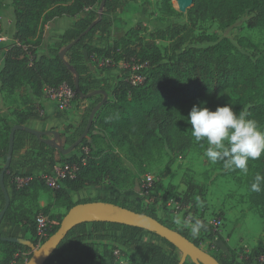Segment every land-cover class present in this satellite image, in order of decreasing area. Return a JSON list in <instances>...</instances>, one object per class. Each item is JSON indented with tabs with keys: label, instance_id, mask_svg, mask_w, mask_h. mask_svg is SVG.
<instances>
[{
	"label": "trees",
	"instance_id": "1",
	"mask_svg": "<svg viewBox=\"0 0 264 264\" xmlns=\"http://www.w3.org/2000/svg\"><path fill=\"white\" fill-rule=\"evenodd\" d=\"M125 1L106 0L101 15L99 10L103 0H11L8 35L20 45L0 43V90L10 94L29 87L33 108L19 115L16 121L8 122L0 161L5 165L12 128L26 125L28 119L40 116L41 108L33 98L41 99L46 89L62 84H67L75 92V100L82 104L91 102V106L85 105L77 126L68 124L61 131L66 148L77 142L85 131L92 110L103 101V97L97 95L82 99L75 90L73 70L79 75L82 94L105 90L109 99L95 114L88 136L69 154H62L25 131L16 133L12 164L5 174L11 204L0 225V246L9 252L2 264H11L16 252L28 250L25 246L2 240L10 237L8 227L11 224L27 225L25 212L12 213L16 191L25 187L37 191L50 189L40 176L25 174L23 170L31 169L37 173L51 170L56 164L76 165L74 178L62 181L59 189H51L54 200H63L69 211L77 204L89 202H77L73 198L86 188H97L106 183L116 189L129 183L134 187L135 180L130 181L133 176L130 165L143 170L146 159L156 151L174 149L188 140L191 125L187 118L193 106L215 111L230 104L237 113L241 109L246 110L248 118L258 121L264 129V55L259 53L258 45L247 38L234 41L227 35L198 36L192 27L199 20L209 19L218 21L221 29L226 31L244 18L251 28L264 27V0H193L187 11L191 26L168 20L149 29L139 21L122 36L113 39L112 28L118 22ZM172 1L162 0L161 3L168 18L178 14ZM100 16L101 21L66 52L64 60L61 59V51L76 41ZM64 17L80 18L61 35L59 42L50 44V28ZM0 30L3 32L1 27ZM204 43L206 46H201ZM23 46H29L30 53L24 51ZM98 58L111 59L112 65L107 71L117 68L120 63L125 67L117 79L99 80L90 65ZM142 65L148 67L147 78L142 84L133 85L128 77L134 67ZM85 147L88 153L83 151ZM122 156L126 157L127 163ZM248 167L245 176L250 200L264 219V184L260 192H253L250 188L257 173L264 175V156L250 160ZM231 173L243 174L239 170ZM17 176L29 178V182L19 187L15 182ZM40 181L42 186L37 185ZM0 201L3 208L1 187ZM103 201L146 214L168 226V222L157 215V198L140 209ZM48 206L40 209L47 211ZM54 232L51 226L49 236ZM179 233L190 239L183 232ZM215 234L206 225L193 242L199 247L202 240L212 239ZM33 236L31 241L37 245L36 219ZM157 240L166 244L169 250ZM111 241L112 248L123 249L135 264L142 263L134 254L144 264H180L178 250L166 240L143 229L111 223L82 224L74 228L46 264L56 263L65 255L88 245L107 247ZM111 249L107 255L113 261ZM90 256L97 258L96 255ZM214 258L220 264H226L220 258ZM184 264L194 263L187 259Z\"/></svg>",
	"mask_w": 264,
	"mask_h": 264
},
{
	"label": "rangeland",
	"instance_id": "2",
	"mask_svg": "<svg viewBox=\"0 0 264 264\" xmlns=\"http://www.w3.org/2000/svg\"><path fill=\"white\" fill-rule=\"evenodd\" d=\"M172 2L178 14L175 17L168 18L162 10V0H126L119 12L118 22L113 25L112 38H119L129 27L139 21L144 22L149 29H152L158 23L164 24L168 20L191 26L187 17L189 8L186 11H181L177 0ZM10 4L11 0H0V27L6 34L9 33L11 24ZM192 27L195 35L198 36L203 34L227 35L234 41L247 38L257 44L259 53L264 55V27H249L247 18L242 19L226 31L221 29L218 21L209 19L199 20L196 24H192ZM53 28L51 27L49 32L54 30ZM162 45L167 44L163 43ZM201 46H206V43L201 44ZM90 65L93 67L94 74L98 76H101L103 72H107L108 69L102 67V59L99 58L95 59ZM123 66L125 67V64ZM143 70L146 71L148 68L144 67ZM119 75L114 79H117ZM31 96L32 93L29 87H23L10 94L0 90V152L6 137V129L9 126L8 122L16 121L19 115H24L27 110L33 108V104L30 102ZM85 103L82 104L74 100L73 105L76 104L77 107L91 106L90 101ZM187 138L188 140L174 149L164 148L156 151L146 159L143 170L137 166L130 165L129 167L127 165L133 175L130 181L135 180V186L133 187L129 183L126 186L117 187L119 190L114 188L112 192H117L116 198L107 199V201L117 202L127 207L142 208L144 199L140 195L141 185L144 177L151 174L154 177L153 198H157L159 202L156 210L161 220H165L163 213L165 210H162V208L165 207L168 199L177 198L184 205L190 206L193 210V217L201 219L205 225L215 219H219L221 222L218 229L214 231L216 233L214 238H206L200 242L199 247L203 251L213 257L220 258L226 264H264L260 261L264 256V219L250 200L246 176L244 174H232L230 170L224 169L222 163L211 164L204 156L207 144L204 143V146L201 147L195 142L192 135H188ZM56 158L59 159L58 154H56ZM122 158L126 162V157L122 156ZM4 166V162L1 160L0 168ZM37 185L42 186V182L40 181ZM94 189L86 188L85 190L92 191ZM38 191L26 187L17 190L12 207V213L25 212L24 214L28 219L26 224L29 228L26 230L25 235L21 237L30 241L34 239V224L38 216L48 215L52 221V230L56 231L68 212L63 200H54L51 188L41 191L45 195L44 197H48L49 205L47 211L41 210L37 206ZM9 194L11 196L10 191ZM196 197L204 202V207L198 208L196 206ZM103 199L98 194L92 195L89 199L75 198L77 202H96ZM2 209V202L0 201V212ZM193 239L190 236V240L193 241ZM157 242L169 250L166 244L160 240H157ZM98 246L101 248V245ZM30 253V249L21 253L16 252L11 264H24L28 261ZM178 255L181 257L179 251ZM8 256L9 252L0 246V264Z\"/></svg>",
	"mask_w": 264,
	"mask_h": 264
},
{
	"label": "water",
	"instance_id": "3",
	"mask_svg": "<svg viewBox=\"0 0 264 264\" xmlns=\"http://www.w3.org/2000/svg\"><path fill=\"white\" fill-rule=\"evenodd\" d=\"M177 1L180 10L186 11L187 8L191 7L193 0ZM105 3L106 0H103L99 10L101 15L104 11ZM101 18L102 17L100 16L76 41L65 47L60 53V58L64 60L66 52L78 43L82 37L87 35L101 21ZM73 72L75 74V90L82 99L102 95L103 101L92 110L84 133L75 144L68 148L65 147L63 137L58 131H39L26 125H15L12 128L9 139V152L7 160L0 174V187L4 195V207L0 212V225L11 204L10 194L5 184V174L9 171L12 164L16 133L18 131H25L36 136L41 142L60 151L62 154H69L79 147L88 136L95 114L109 99V94L105 90H97L88 95L82 94L79 83V75L77 71L73 70ZM92 223L119 224L143 229L153 233L169 242L181 253L180 264H184L187 259H190L194 264H220L217 259L209 253L203 251L200 247L195 245L193 241L178 231L164 225L159 220L146 214L137 213L114 203L104 201L80 203L72 207L64 216L59 228L39 247H37L32 241L22 237L10 236L8 238H3L2 240L25 246L27 249L32 251L30 258L25 264H46L55 253L61 242L68 236L70 231L82 224Z\"/></svg>",
	"mask_w": 264,
	"mask_h": 264
},
{
	"label": "clouds",
	"instance_id": "4",
	"mask_svg": "<svg viewBox=\"0 0 264 264\" xmlns=\"http://www.w3.org/2000/svg\"><path fill=\"white\" fill-rule=\"evenodd\" d=\"M249 113L241 109L238 113L230 104L218 107L215 111L208 107L193 106L187 118L191 125V135L201 147L207 148L204 156L211 164L222 163L224 169L248 174L249 161L264 156V129L258 121L250 119ZM264 175L257 173L250 188L260 192ZM196 206L204 207V202L196 197ZM177 225L189 228L190 235L198 238L205 223L198 218H181L176 215Z\"/></svg>",
	"mask_w": 264,
	"mask_h": 264
},
{
	"label": "built area",
	"instance_id": "5",
	"mask_svg": "<svg viewBox=\"0 0 264 264\" xmlns=\"http://www.w3.org/2000/svg\"><path fill=\"white\" fill-rule=\"evenodd\" d=\"M0 43H5V44L13 43L16 45H20V43L17 40H12L8 34L2 32L1 30H0ZM23 49L24 51L30 53L29 46H23ZM111 65H112L111 59H102V67L108 68ZM144 67L147 66L142 65L140 67L133 68L131 75L128 77V80L133 85L142 84L146 80L148 70L144 71L143 70ZM139 69L142 70L139 71ZM45 94L50 96L52 99H54L56 103V110L59 115H65L66 113H68L71 107L73 106V102L75 100V92L67 84H62L57 88L46 89ZM42 115L43 114L40 113V116ZM83 151L85 153H88V148L86 147L83 148ZM76 172H77L76 165L56 164L51 170L41 171V173L38 176H40L45 181V184L51 189H59L62 181L66 179L74 178ZM15 182L19 187H22L29 182V178L17 176L15 178ZM153 186H154V177L151 174H147L143 179L140 190V195L144 199L143 207L153 202V196H154ZM163 208L162 210H165L163 213L165 220L168 222V227L178 232L181 231L190 238L191 235L189 228L184 227L182 225H177L173 221L176 215H180L181 218H193V210L191 209V207L184 205L182 201L172 197L168 199L165 207ZM220 224L221 222L219 221V219L218 220L215 219L210 221L206 225L210 226L213 229V231H216ZM51 226H52V221L47 216L40 215L36 218V231H37L36 241H38L37 247L41 246L50 237L49 234L51 231ZM31 254L32 251L30 253V256ZM111 254L113 259L112 264H135L131 260V257H129V255L121 248H112ZM260 261L264 263V256L261 258ZM26 262H24V264Z\"/></svg>",
	"mask_w": 264,
	"mask_h": 264
},
{
	"label": "crops",
	"instance_id": "6",
	"mask_svg": "<svg viewBox=\"0 0 264 264\" xmlns=\"http://www.w3.org/2000/svg\"><path fill=\"white\" fill-rule=\"evenodd\" d=\"M80 17H76V18L64 17L60 19L58 21V24L53 28L54 30L48 32L49 43L55 44L59 42L61 35L66 30L71 28V26ZM98 46H101V43H98ZM123 67H124L123 64L120 63L117 68L109 70L107 72H103L101 76H98L97 74L95 75L99 80H103V79L111 80L121 73ZM33 99L37 103V105L41 108V113L43 115L28 119L26 126L32 129H35V130H39V131L54 130V131H58L61 133L64 127L68 124L77 126L82 119V114L85 109V106L77 107V105L75 104L71 107L68 113H66L65 115H59L56 110V103L54 99L46 95L45 92L41 99H35V98ZM22 172L28 175H39L41 173V171L34 173L31 169H26V170H23ZM113 189L114 187L106 183L104 184V186H99L92 191L85 190V191L79 192L75 194L73 198H74V201H76L75 198L77 197L89 199L92 197V195L94 196V194H98L104 198L103 200L105 199L112 200L113 198H116L117 196V192L116 193L112 192ZM44 196L45 195H43L42 192L39 191L38 199H37V206L41 209L48 205V197H44ZM103 200H100V201H103ZM27 228L28 226L24 224H11L8 227V233L14 237H21V236L23 237L26 233ZM98 245H101V248ZM98 245H95L93 247L88 245L85 248H80L78 251L65 255L62 259L56 262V264H67V263L68 264L69 263L70 264H112V260L108 256L110 255L109 252H110V249L112 248L111 245H113L112 241L109 242V246L107 247H104V245L102 244H98ZM90 255H94V256L96 255L97 258L93 259L91 258ZM133 256L140 263L144 264L141 258L137 254H134Z\"/></svg>",
	"mask_w": 264,
	"mask_h": 264
}]
</instances>
